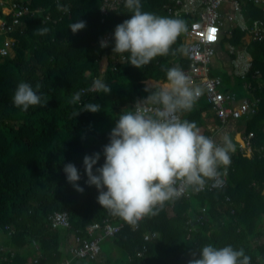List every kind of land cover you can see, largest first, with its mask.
Returning <instances> with one entry per match:
<instances>
[{"label":"trees","instance_id":"16d2710c","mask_svg":"<svg viewBox=\"0 0 264 264\" xmlns=\"http://www.w3.org/2000/svg\"><path fill=\"white\" fill-rule=\"evenodd\" d=\"M163 2L141 0L142 10L168 16L161 7ZM60 3L69 6L67 14L57 10L56 0H30L31 7H43L54 20L25 17L12 33L15 55L0 56V231L7 235L5 245L13 251H0V264L34 260V264L61 263L70 257L62 248L73 232L83 235L89 224L103 227L105 222L122 223L108 236L117 254L97 260L75 258L71 264H188L193 253L198 255L206 244L243 248L251 264H264V157L257 151L230 153L232 163L227 167L225 186L211 187L208 180L204 190L187 189L188 195L157 206L156 215L145 216L135 226L99 205L97 189L85 184L83 157L100 152L94 170L99 167L104 160L102 148L118 115L145 97L144 89L157 85L153 82H165V69L175 65L184 68L187 60L179 57L183 47L178 37L168 55L157 56L138 69L127 63V53L112 52L114 28L131 14L124 3L104 22L101 0ZM253 5L251 17L264 19L261 8ZM77 19L86 21V27L73 34L69 25ZM42 27L49 32L37 35ZM105 32L111 34V41L101 48L98 41ZM234 34L237 38L241 32L235 30ZM249 52L252 69L264 77V41H253ZM119 55H125V60L114 62L112 57ZM105 57L109 64L101 71ZM111 64H115L114 69ZM98 77L111 86L109 94L88 91ZM21 81L33 88L41 85L39 93L49 99L45 107L30 106L23 112L13 105L12 97ZM77 91L83 93L81 103L72 104ZM88 102L101 104V111H82L74 117L73 113ZM208 108L206 99H201L182 119L201 127V114ZM263 120L261 107L245 126V132L255 133L259 145L264 142ZM202 134L208 135L206 131ZM69 162L80 172L77 183L84 188L82 193L66 180L63 168ZM54 211L67 212L71 227L50 228L48 217ZM6 225L12 228L10 235ZM149 233L157 236L147 240L144 236Z\"/></svg>","mask_w":264,"mask_h":264},{"label":"clouds","instance_id":"9594fccd","mask_svg":"<svg viewBox=\"0 0 264 264\" xmlns=\"http://www.w3.org/2000/svg\"><path fill=\"white\" fill-rule=\"evenodd\" d=\"M131 13L128 19L117 24L112 33V52L127 53V63L140 69L157 56H166L181 33L187 30L183 19L157 15L143 11L141 0H124ZM57 10L70 11L69 6L57 0ZM86 27L79 20L69 25L73 34ZM49 32L47 27L37 29V35ZM100 47L108 41L101 39ZM35 88L21 81L15 88L12 102L23 112L30 106L45 107L48 98ZM112 88L103 78H95L88 89L94 93L109 94ZM147 95L138 99L121 112L110 130L108 143L102 148L103 163L96 167L101 153L94 152L83 157L85 184L95 186L97 202L112 215L119 216L135 226L145 216L156 215L157 206L179 198L187 189L201 190L206 181L216 180L221 166L226 170L231 164L230 153L235 144L228 134L222 143L202 134L194 121L181 119L180 114L191 112L203 88L194 84L190 76L179 66L165 69V82L153 89L145 88ZM81 91L73 94L70 103H81ZM101 104L83 103L80 110L96 113ZM66 180L78 192L84 188L77 182L81 175L69 162L64 165ZM219 183V181H217ZM188 264H251V257L243 248L232 245L216 247L204 245L198 255L193 253Z\"/></svg>","mask_w":264,"mask_h":264},{"label":"built area","instance_id":"2783aa9c","mask_svg":"<svg viewBox=\"0 0 264 264\" xmlns=\"http://www.w3.org/2000/svg\"><path fill=\"white\" fill-rule=\"evenodd\" d=\"M246 0H166L163 8L167 14L183 18L187 26V30L181 33L184 42V56L187 60V66L182 68L188 74L194 84H198L203 88V94L199 97L197 102L204 97L208 104L209 110L213 113L214 117L218 119L221 125H224L229 120L236 119H249L259 112L261 107H264V94L252 95L253 89H262L264 84L260 83L256 86L253 81L260 76L258 70L251 72V59L248 58L249 54L245 46L227 45L228 54H233L232 59L233 67L232 72L242 80L244 90H247L251 97H242L239 99L234 91L223 90V82L219 75L213 74V63L217 56V45L222 36L230 37L231 31L223 35L226 28V22L229 27H240L243 31L241 43H244L246 38L249 41L264 40V20L254 19L250 24H247L242 15V2ZM249 1V0H248ZM255 3L264 0H252ZM229 4L230 12H223L222 8L225 3ZM124 0H101L100 16L104 21L109 13L116 10ZM264 10V6H263ZM42 16L46 20H54L51 14L45 13L42 7H31L30 1L26 0H0V56H11V50L15 46V38L12 33L22 26L25 17H38ZM215 29V32L210 30ZM211 36V38H210ZM111 41V34L105 32L100 40ZM100 40L98 44L100 45ZM108 47V46H107ZM106 48V47H103ZM114 62L124 61L125 55L119 57H112ZM102 68L107 67L109 64L108 58L102 60ZM111 68H115V64H111ZM105 69L103 71H105ZM102 71V70H101ZM143 99V98H141ZM196 102V103H197ZM135 103V102H134ZM132 103V105L134 104ZM182 114L180 118L182 119ZM215 142L222 143V139H217L214 135H209ZM254 137L253 131H247L241 139L235 144V152H243L251 154L254 151L261 152L264 156V147L259 149L252 145ZM219 175L216 180L211 181V187L221 188L226 185L228 171L223 166L219 168ZM219 181V183H217ZM206 185L202 190H204ZM264 192V190H263ZM182 195H188L186 190ZM49 227L52 229L57 228H70V220L67 212L54 211L48 217ZM122 226V223L113 225L105 222L101 227L97 223L89 224L85 229V234L73 232L71 241L68 245V252L70 258L60 264H71L72 259L86 258L90 260H97L101 251V241L114 235ZM103 228L102 232H97L98 229ZM7 234L10 235L12 228L8 225L4 227ZM157 233L145 234V239H153ZM37 246V245H36ZM2 251H13L3 249Z\"/></svg>","mask_w":264,"mask_h":264},{"label":"crops","instance_id":"0c3cea01","mask_svg":"<svg viewBox=\"0 0 264 264\" xmlns=\"http://www.w3.org/2000/svg\"><path fill=\"white\" fill-rule=\"evenodd\" d=\"M26 1H30V0H26ZM165 1L166 0H164V2L162 3L161 7H162L163 11L167 14L166 10L163 8V4L165 3ZM251 5L260 7L261 11L263 13V17H264V10H263L264 2L263 1L262 2L259 1L258 3H255L252 0H249V1L246 0V1L242 2V15H243L244 20H245V22L247 24H250L251 21L254 20V19H263V18H258V17H256V18H252L251 17V15H250V7H252ZM222 10H223V12H230V7H229V4L227 2L225 3V5L222 8ZM168 16H170V15H168ZM40 17H41V19H44L42 16H40ZM170 17H172V16H170ZM181 19H184V17L181 18ZM102 22H104V21H102ZM235 30H238V31L241 32V35L239 37H237V38L235 37V34H234ZM228 31H231L230 37L222 36L221 39H220V42L217 45V56L214 59V63L215 64L213 63V66H214V68H216V71H214V69H213V74L219 75L221 77L222 82H223V86H222L223 90L234 91L239 99H241L242 97H251L249 92H247V90H244L242 80L240 78H238V76H236V74L234 72H232V67H233L232 66L233 65L232 59L234 58V55L233 54L232 55L228 54L227 45L231 44V45H234V46H238V45L241 44L240 46H245V48H246V50H247V52L249 54L248 58L251 59V72H253L255 70H258V69H255V70L252 69L253 58H252V55L249 52V46L251 45L253 40L249 41V43H247V41H246L247 39L245 38L243 40L244 43H241V37L244 34L243 31H241L240 27H238V26H233V28L229 27V23L226 22V28L223 31V35H226ZM179 37L181 39V44H182V47H183L181 55L179 57H182V58L186 59L185 56H184V42H183V39H182L181 35ZM0 42H1V38H0ZM14 48H15V46H14ZM14 48L11 50V57H13L15 55V49ZM102 64H103V62L101 63V69L104 70L105 67L102 68ZM259 73H260V76L257 77L253 81V83L256 86H259L260 83L264 84V77L262 76L260 71H259ZM162 83H164V82H162V81L153 82V84H157V85L158 84H162ZM251 94L252 95L264 94V88H262V89L255 88V89L252 90ZM201 99H205V98L202 97ZM201 115H202V117L204 119V125H202L201 127H198L199 129H202L201 133L206 131L208 133L207 136L213 134L214 137H216L217 139H220V140L222 139L224 134H228L232 138V141L235 143L238 140H240L241 136L245 133V126H246L247 122L251 118H253L256 114L253 117H251V118H249L247 120L246 119L229 120L224 125L220 124L218 119L214 117L212 112H210L209 108H208V110L203 111ZM263 131H264V120H263ZM254 139H255V133H254V137L252 139V145L255 148L259 149L261 147H264V142L259 145V144L255 143ZM237 153H243V152H237ZM260 154H261L262 157H264L261 152H260ZM231 163H232V159H231ZM7 239H8L7 235H5V233L0 231V251H2L3 249L10 250L11 247H9V246L7 247L5 245ZM70 241L71 240H69L68 243H70ZM68 243L66 242L64 244V246L62 248L64 251L68 250V245H69ZM3 259H6V258H3ZM66 259H68V258H66ZM66 259H64L63 261H65ZM35 261L36 260H34V261H32V263H28V264H34L33 262H35ZM63 261L61 263H63ZM72 261H71V263H72ZM58 264H60V263H58Z\"/></svg>","mask_w":264,"mask_h":264},{"label":"rangeland","instance_id":"374dc122","mask_svg":"<svg viewBox=\"0 0 264 264\" xmlns=\"http://www.w3.org/2000/svg\"><path fill=\"white\" fill-rule=\"evenodd\" d=\"M0 45H1V42H0ZM213 69H214V71H216V68L213 67ZM199 130H200V132H202V129H199ZM108 238L109 237L105 238L100 244V247H101V251L99 254L100 258H102L103 255H110V253L111 254H117V249L112 248V244L110 243V240Z\"/></svg>","mask_w":264,"mask_h":264},{"label":"snow or ice","instance_id":"6c2138e0","mask_svg":"<svg viewBox=\"0 0 264 264\" xmlns=\"http://www.w3.org/2000/svg\"><path fill=\"white\" fill-rule=\"evenodd\" d=\"M210 32H213L214 33L215 32V29L210 30ZM210 38H211V36H210Z\"/></svg>","mask_w":264,"mask_h":264}]
</instances>
